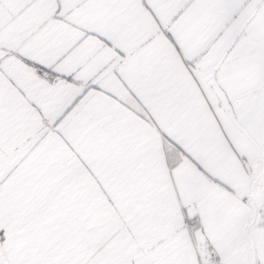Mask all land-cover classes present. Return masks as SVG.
<instances>
[{"label": "snow or ice", "instance_id": "1", "mask_svg": "<svg viewBox=\"0 0 264 264\" xmlns=\"http://www.w3.org/2000/svg\"><path fill=\"white\" fill-rule=\"evenodd\" d=\"M0 264H264V0H0Z\"/></svg>", "mask_w": 264, "mask_h": 264}]
</instances>
